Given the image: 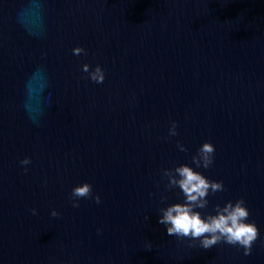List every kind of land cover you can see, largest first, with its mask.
<instances>
[{
    "label": "water",
    "instance_id": "water-1",
    "mask_svg": "<svg viewBox=\"0 0 264 264\" xmlns=\"http://www.w3.org/2000/svg\"><path fill=\"white\" fill-rule=\"evenodd\" d=\"M209 140L212 203L243 197L260 229L249 256L158 223L162 170ZM85 181L103 202L73 208ZM0 264H264V0H0Z\"/></svg>",
    "mask_w": 264,
    "mask_h": 264
},
{
    "label": "clouds",
    "instance_id": "clouds-1",
    "mask_svg": "<svg viewBox=\"0 0 264 264\" xmlns=\"http://www.w3.org/2000/svg\"><path fill=\"white\" fill-rule=\"evenodd\" d=\"M72 52L76 56L87 55V49L82 46H76ZM81 70L95 84H102L107 78L106 69L101 64L93 68L91 64L84 63ZM178 127L179 122L172 121L167 136L162 139L167 141L178 136ZM177 147L181 152L189 151L180 141H177ZM215 154L216 145L210 140L205 141L196 149L190 162L162 170V176L166 179L165 192L175 190L177 199L169 203V196L161 194L160 202L166 206L158 210V223L165 227L168 236L187 239L192 246L198 245L200 249H212L223 243L242 249L243 254L249 256L260 239V229L255 221L250 220L251 210L243 197L212 203L210 197L226 191L223 180L212 179L203 171L214 166ZM31 163L30 156L19 161L25 173L29 171L27 166ZM84 199L94 200L97 205L103 202L100 194L94 193L93 184L87 181L75 185L69 195L73 208H79L80 201ZM31 212L38 214L35 208ZM60 215L56 209L51 211L52 217ZM97 232L101 233L102 229ZM144 248L152 250V242L147 241Z\"/></svg>",
    "mask_w": 264,
    "mask_h": 264
}]
</instances>
